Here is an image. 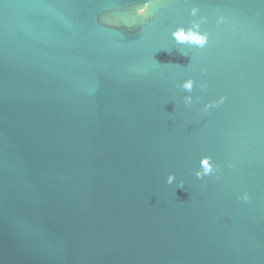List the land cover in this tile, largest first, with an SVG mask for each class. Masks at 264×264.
Masks as SVG:
<instances>
[{
	"label": "water",
	"instance_id": "95a60500",
	"mask_svg": "<svg viewBox=\"0 0 264 264\" xmlns=\"http://www.w3.org/2000/svg\"><path fill=\"white\" fill-rule=\"evenodd\" d=\"M0 264H264V0H0Z\"/></svg>",
	"mask_w": 264,
	"mask_h": 264
},
{
	"label": "clouds",
	"instance_id": "9594fccd",
	"mask_svg": "<svg viewBox=\"0 0 264 264\" xmlns=\"http://www.w3.org/2000/svg\"><path fill=\"white\" fill-rule=\"evenodd\" d=\"M148 5L145 4L144 7H140L136 10V16H144L147 12ZM198 9L193 8L192 9V15L195 16L197 14ZM171 38L176 41L179 45H192L199 48H204L208 43V35L207 33H201L200 32V24L198 22H194L192 27L185 29L183 27L177 28L175 31L171 32ZM181 54L184 56H188L187 51H181ZM179 88H182L185 92L191 93L194 87V81L191 79H188L184 81L182 84L178 85ZM201 90H204L207 85L201 84L200 85ZM184 103L186 106H190L193 103L192 97L186 96L184 98ZM220 103H223V100L220 101ZM215 105L208 104L205 105V110H208L211 107H214ZM219 171V166L214 165L211 157H203L200 160V166L199 170L195 172V176L197 179H203L204 177L215 175ZM217 179L219 177L217 176ZM166 184L171 186L173 184H176L177 188H183L184 184L183 181L177 182V177L175 174H169L166 177ZM239 199L243 200L244 202H249V195L247 193H244Z\"/></svg>",
	"mask_w": 264,
	"mask_h": 264
}]
</instances>
